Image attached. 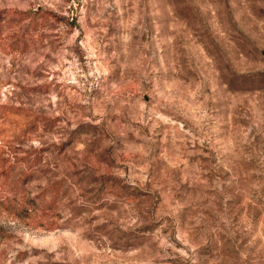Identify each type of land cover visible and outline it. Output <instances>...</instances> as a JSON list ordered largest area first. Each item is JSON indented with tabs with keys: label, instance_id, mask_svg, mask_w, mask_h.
I'll return each instance as SVG.
<instances>
[{
	"label": "rangeland",
	"instance_id": "374dc122",
	"mask_svg": "<svg viewBox=\"0 0 264 264\" xmlns=\"http://www.w3.org/2000/svg\"><path fill=\"white\" fill-rule=\"evenodd\" d=\"M0 104L51 121L0 264H264V0H0Z\"/></svg>",
	"mask_w": 264,
	"mask_h": 264
},
{
	"label": "trees",
	"instance_id": "16d2710c",
	"mask_svg": "<svg viewBox=\"0 0 264 264\" xmlns=\"http://www.w3.org/2000/svg\"><path fill=\"white\" fill-rule=\"evenodd\" d=\"M26 21L27 18L21 17L18 23ZM50 122L46 123L43 117L22 106L0 104V208L13 213L16 218L30 219L37 211L35 205L39 199L27 193L26 187L34 179L35 171H19L23 166V162L17 159L20 148L31 142L40 128L49 126ZM9 125L13 126L12 130ZM31 157L30 154L26 158L29 160ZM41 158L40 154L36 156L33 161L35 167L42 162Z\"/></svg>",
	"mask_w": 264,
	"mask_h": 264
}]
</instances>
